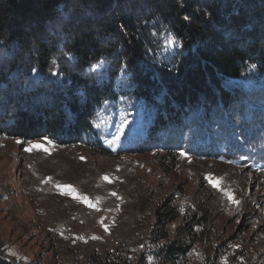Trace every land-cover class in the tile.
<instances>
[{
	"label": "trees",
	"instance_id": "trees-1",
	"mask_svg": "<svg viewBox=\"0 0 264 264\" xmlns=\"http://www.w3.org/2000/svg\"><path fill=\"white\" fill-rule=\"evenodd\" d=\"M0 106L9 108L0 111V136L112 156L106 129L126 120L120 153L160 142L165 160L181 149L207 158L209 139L214 158L227 157L230 132L264 117V0H0ZM143 115L144 129L134 121ZM249 151L254 165L264 159V146ZM194 210L177 232L193 242L210 222L206 207ZM164 212L160 225L179 218L170 201ZM194 246L175 240L150 260L57 237L49 264H157L156 256L188 264ZM0 264L42 262L11 257L0 244Z\"/></svg>",
	"mask_w": 264,
	"mask_h": 264
},
{
	"label": "rangeland",
	"instance_id": "rangeland-1",
	"mask_svg": "<svg viewBox=\"0 0 264 264\" xmlns=\"http://www.w3.org/2000/svg\"><path fill=\"white\" fill-rule=\"evenodd\" d=\"M137 120L144 129L149 117ZM249 124L244 131L239 127V135L230 132L227 157L214 158L218 145L208 139L207 158L181 149L174 162L165 160L160 142L120 153L129 131L126 120L106 129L109 145L118 149L112 156L82 144L0 136V244L11 257L49 264L56 258L57 237L97 252L126 247L139 258L145 251L150 260V251L181 239L195 245L184 260L188 264H264V159L254 165L249 151L264 146V117ZM245 131H253L250 139ZM219 148L229 152L228 141ZM169 201L179 218L160 225ZM198 206L210 213L204 233L200 229L194 242L178 237L185 217ZM159 230L165 239L155 236Z\"/></svg>",
	"mask_w": 264,
	"mask_h": 264
}]
</instances>
